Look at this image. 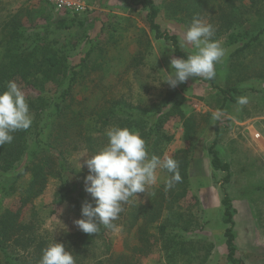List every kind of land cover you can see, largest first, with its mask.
I'll return each mask as SVG.
<instances>
[{"label": "rangeland", "instance_id": "374dc122", "mask_svg": "<svg viewBox=\"0 0 264 264\" xmlns=\"http://www.w3.org/2000/svg\"><path fill=\"white\" fill-rule=\"evenodd\" d=\"M87 1L92 10L80 16L81 19L87 17L83 26L76 25L69 30H57L53 26L45 32L44 26L53 23L56 16L50 13L44 0H0V68L9 72L11 64L4 55L9 40L6 24L23 9L21 12L27 16H23L21 21L30 28L22 40L23 49L30 48L38 34L46 35V40L39 44H45L50 52H56L65 60L62 69L68 70L65 76L56 80L50 78L46 81L41 74L37 78L32 77L30 81L34 86L28 85L20 76H13L11 81L17 83L27 102L38 99L42 89L46 97L60 96L72 67H77L79 74L72 88L70 103L74 108L82 106L87 114L96 106L106 108L117 100H123L122 104L133 108L132 111L142 112L162 102L173 91H178L176 106L187 117H195L197 134L193 143L184 141L182 120L171 105L164 111L163 130L172 137V141L163 146L162 159L174 157L179 150H192L197 141H202L200 151L195 152V156L191 154L194 158L185 172L188 193L181 200L176 191L167 194L170 189L166 182L170 176L165 169H158L157 183L124 205L120 217L126 219L124 214L132 203L146 205L150 209L151 204L158 202L164 207L163 220L171 217L174 223L172 215L181 213L182 222H190L187 230H179L169 243H164L159 236L151 237L145 243L150 252L138 254V264H231L227 260L220 189L224 174L213 169L208 154L216 139L217 127V149L222 159L231 165L232 178L227 189L236 209L237 257L244 264H264V191L257 190L264 187V38L239 57L232 58L233 50L227 46V36L236 31L237 26H224L228 18H220V8L227 5L223 0L184 2L176 9V0H153L162 10L158 23L164 31L178 36L182 50L188 55L195 54L196 49L184 42L183 35L193 17L213 25L214 39L226 49L225 57L215 66L217 85L221 88L238 86L240 93L236 99L241 96L248 98L246 105L228 103L222 111L223 98L218 90L199 78H189L176 88L163 82L166 79L164 72L171 71V59L178 57L168 42L155 38L146 21L147 12L141 6L131 5L130 0ZM43 8L45 10L41 11ZM26 9L34 11V16L26 14ZM247 10L246 16L243 11L237 13L238 19L244 16L245 29L254 31L256 27L264 26V5ZM31 19L39 26H33ZM217 112L218 118H213ZM31 116L33 118V114ZM111 126H114L112 122L105 128L99 127L94 135L101 137L100 131ZM85 133L76 132L70 138L52 139L59 149L67 151L68 163L82 173V181L88 170L86 166L80 169L78 161L82 158L83 164V160L89 158L87 156L93 155L88 151ZM104 143H107L106 135ZM29 180L30 175H27L15 189L0 194V211L18 208ZM2 181L0 178V183ZM59 188L58 180H51L44 194L23 210V219L33 223L40 235L51 243L54 241L65 246L68 245L65 233L73 235L82 231L75 224L82 216L81 208L75 202L53 205ZM163 196L166 199L162 200ZM184 225L187 223L181 226ZM150 232L157 234L155 227ZM105 240L110 242L111 251L115 254L128 253V247L144 245L135 230L128 234L119 224L116 230L107 229ZM105 252L104 242L99 240L94 255L101 256ZM0 264H4L1 256Z\"/></svg>", "mask_w": 264, "mask_h": 264}, {"label": "trees", "instance_id": "16d2710c", "mask_svg": "<svg viewBox=\"0 0 264 264\" xmlns=\"http://www.w3.org/2000/svg\"><path fill=\"white\" fill-rule=\"evenodd\" d=\"M130 1L131 5L141 6L147 12L146 21L157 40L168 42L176 57L186 59L189 56L182 50L178 36L164 31L158 23L162 10L155 1ZM195 1L176 0L174 9L184 2L190 4ZM223 1L227 5L220 8L222 13L220 18H228L224 26L229 28L232 24L237 26L236 31L228 34L227 46L233 50L230 55L232 58L239 57L241 53L251 49L264 38V26L256 27L252 31L245 29V23L242 20L248 14L247 9L263 6L264 0ZM45 4L50 13L52 12V15L56 16L53 23L44 26L45 32L53 26L57 30H69L76 25L83 26L87 19V17L81 19L80 16L70 12L57 13L52 6L46 2ZM225 8L228 9V12L225 11ZM44 10V8L41 9V11ZM21 11L23 12V9ZM21 11L13 15L10 23L6 24L9 40H7L4 55L8 57L11 64L9 72L0 68V92L6 90L7 84L13 76H20L28 85L34 86L30 81L32 77L37 78L41 74L44 75L43 78L46 81H49L50 78L56 80L59 76H65L68 71L62 69L65 60L59 57L56 52H50L45 44L43 46L39 44V42L46 40V35L38 34L31 43L32 46L23 49L21 43L30 28L22 23V17L27 15ZM240 11H243V15H245L238 19L237 13ZM25 13L30 15V17L34 16V11H29V9H26ZM31 21L33 26H39L32 19ZM28 49H31V51H28ZM80 66L82 67V64ZM78 74L77 67L70 68L66 88L61 92L60 96L46 97V93L42 89L39 91L40 96L38 99L27 102L30 114H33L31 127L27 130L13 133V142L0 146V178L3 179L0 183V194H5L7 191L15 189L17 184L27 175H30L27 188L18 202V208L0 211V256L4 264H39L43 249L51 243L42 234L40 235L33 223L26 222L23 219V210L44 194L51 180H58L60 183L53 205H62L71 201L78 204V207L81 208L83 202H92L90 195L85 192L84 181L81 180L82 173L69 165L66 157L67 151L59 149L52 140L53 138L57 137V140L70 138L76 132L79 134L86 132L85 141L87 148H89L88 151L95 154L100 150V147L102 148L105 145V143L103 144L105 131H100L102 133L101 137L95 136L94 131L99 127L105 128L112 122L114 126L127 127L131 130L139 131L147 143L149 154L157 155L162 159L163 146L172 141V137L163 130L164 111L172 105L175 108V114L177 113L182 120L184 141L190 144L195 140L197 134L195 117H187L176 106L178 91H173L162 102L142 112L132 111L134 110L133 108L122 104L123 100H117L106 108L96 106L91 113L87 114L82 106L74 108L70 103L72 88ZM195 78L209 83L212 88L218 90L219 96L223 98L220 110L223 111L228 103L237 102L236 95L240 93L238 86L221 88L217 85L216 76L211 80L200 77ZM218 137L219 128L217 127L216 139L210 145L208 154L211 158L213 169L224 174L220 189L223 195V222L226 225L224 237L228 252L227 260L231 264H244L242 259L237 257L236 235L234 233L236 209L227 189L232 178L231 165L222 159L217 149ZM194 146L192 150H179L172 157L179 162V172L182 179L169 188L170 190L167 191V194L170 195L176 191L179 200L186 197L188 193L185 172L189 168L195 152L200 151L202 141H197ZM192 153L193 157L191 156ZM166 172L169 176L172 175L167 170ZM257 190L264 191V187H259ZM161 199H166V197L163 196ZM163 208V205H159L158 202L151 204L150 209L146 205L132 203L124 214L126 219L121 218L119 215V218L112 222L116 226L119 224L128 234L135 230L139 239L144 241L143 246L128 247V253L115 254L111 251L112 245L108 240H105L108 228L103 225L100 226V230L95 234H87L83 231L73 235L65 233L64 236L68 241V245H65V250L73 254L75 264H138L140 260L137 255L150 252L145 243H148L151 237L159 236L164 243H169L175 239L179 230L185 231L188 228L189 220L186 221L187 225L181 226L186 224L182 222L183 215L181 213L172 215L175 220L174 223L171 222V217L163 220ZM168 215H171V213ZM153 227L156 229L157 234L154 233L156 235L150 232ZM99 240L104 242L106 252L96 257L94 250L97 248Z\"/></svg>", "mask_w": 264, "mask_h": 264}, {"label": "clouds", "instance_id": "9594fccd", "mask_svg": "<svg viewBox=\"0 0 264 264\" xmlns=\"http://www.w3.org/2000/svg\"><path fill=\"white\" fill-rule=\"evenodd\" d=\"M215 29L194 16L184 32L183 40L196 49L195 54L173 58L171 71L164 72L163 81L171 88L186 82L189 78L202 77L208 80L216 76L215 66L226 55L220 41L214 39ZM239 105H246L248 98H237ZM219 112L213 114L218 118ZM33 118L25 95L15 81H9L6 90L0 92V146L13 142V133L31 127ZM107 143L95 154L87 156L79 167L87 168L84 178L85 192L92 202L81 205V219L75 221L80 230L95 234L100 226L116 230L112 222L124 211V205L137 194L144 193L149 186L157 183V170L166 169L172 175L166 182L171 188L181 181L179 162L171 157L150 155L146 141L137 130L111 126L105 131ZM39 264H75L73 254L65 250L62 243L52 242L42 251Z\"/></svg>", "mask_w": 264, "mask_h": 264}, {"label": "built area", "instance_id": "2783aa9c", "mask_svg": "<svg viewBox=\"0 0 264 264\" xmlns=\"http://www.w3.org/2000/svg\"><path fill=\"white\" fill-rule=\"evenodd\" d=\"M48 5L52 6L55 12L72 14L81 16L89 13L92 8L87 0H44Z\"/></svg>", "mask_w": 264, "mask_h": 264}, {"label": "crops", "instance_id": "0c3cea01", "mask_svg": "<svg viewBox=\"0 0 264 264\" xmlns=\"http://www.w3.org/2000/svg\"><path fill=\"white\" fill-rule=\"evenodd\" d=\"M235 228V227H234Z\"/></svg>", "mask_w": 264, "mask_h": 264}]
</instances>
